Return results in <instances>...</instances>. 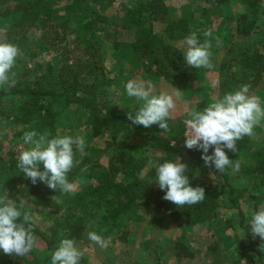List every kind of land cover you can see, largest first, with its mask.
Wrapping results in <instances>:
<instances>
[{
	"label": "trees",
	"instance_id": "obj_1",
	"mask_svg": "<svg viewBox=\"0 0 264 264\" xmlns=\"http://www.w3.org/2000/svg\"><path fill=\"white\" fill-rule=\"evenodd\" d=\"M237 1L242 7L232 16L234 31L228 43L220 48L217 59L222 94L245 84L254 90L264 81V0ZM129 3L133 12L127 10L118 24L116 17L109 18L89 8L87 0H0V27L7 23L6 39L0 42L11 43L19 50L9 83L0 85V122L6 119L19 127L12 132V138L24 147L27 144L22 137L27 131L47 132L49 138L61 136L58 130L70 123V114L73 122L81 115V125L88 130L84 150L81 152L74 146V152L80 155L75 157L67 178L77 184L69 193L50 189L39 180L33 184L16 167L20 152L0 151V194L6 191L17 203L26 199L29 203L25 211L31 213L34 208L29 206L36 199L42 215L33 228L36 242L31 253L19 257L0 250V264H51V253L62 239H74L79 247L88 239L87 233L95 223L110 231L130 212L148 205L153 213L164 215L171 224L183 220L185 230L200 227L208 240L209 252L216 251L219 245L209 231L214 220L221 217L230 227L235 224L243 231V235L236 233L235 241L239 258L244 261L234 264H264V251L260 250L264 241L253 236L248 225L251 211L260 210L258 194L232 181L231 167L220 174L204 166L202 150L184 146L183 120L187 112L177 116L169 126L173 138L155 132L138 145L117 139L120 133L139 125L132 124L127 112L108 97V88L116 78L105 64L108 56L103 48L105 41L118 57L116 75L126 71L123 64L126 59L131 64L128 79L147 76L174 82L180 78L184 83L193 79L183 66L186 63L183 51L153 31V25L168 16L169 7L164 0H129ZM128 13L132 25L145 22L148 28L147 35L135 42L123 40L121 24ZM196 25L204 27V31L193 30ZM164 29L172 40L196 33L202 43L210 24L208 21L197 24L189 15L167 22ZM40 52L52 53L56 60H38ZM21 54L28 58H21ZM205 106L197 103L195 110ZM69 127L74 128L72 124ZM1 134L0 130V137ZM172 141L186 149L195 163L187 169V175L191 186L205 189L202 202L177 207L164 200V190L153 183L155 164L149 161L178 160ZM24 147L23 150L28 148ZM212 151L210 148L209 154ZM39 168L43 170V165ZM245 178L257 179L259 189H264V161L248 167ZM175 249L178 258L195 255L183 242L176 243Z\"/></svg>",
	"mask_w": 264,
	"mask_h": 264
},
{
	"label": "rangeland",
	"instance_id": "obj_2",
	"mask_svg": "<svg viewBox=\"0 0 264 264\" xmlns=\"http://www.w3.org/2000/svg\"><path fill=\"white\" fill-rule=\"evenodd\" d=\"M89 8L96 11L103 16L109 18L116 17L119 24L120 19L126 16V11L133 12L132 3L129 0H87ZM165 4L169 7V13L167 18L162 22H156L153 25V31L157 33L162 39L167 40L171 44L179 47L183 53L185 51L184 41L186 37L190 36V33L179 37L178 39H171L165 32V25L167 22L174 21L181 16H192L198 23L209 22L211 29V36L203 35L202 43L205 40L211 43V62L213 64L212 69L192 67L189 69L185 63L184 68L188 69L190 76L193 77L189 82H183L182 79L176 78L174 82L162 80L161 78H155L154 80L135 77L138 80L145 82H151L154 85V94L160 92H179V98H175L176 107L172 110V118L167 122L169 126L175 121L177 116L185 114L190 110H195L197 103H203L207 105L212 101L213 96L222 98L225 94L220 90V71L218 70V55L221 47L228 43L229 36L233 33L234 20L232 16L235 12L241 9V4L237 0H164ZM58 8V7H56ZM62 9V8H60ZM59 9V10H60ZM61 12V11H60ZM131 17L128 13L127 17ZM122 22L123 40L125 42H135L139 38L146 36L148 33L147 24L145 22H139L135 24L130 23V18ZM70 24H73L70 22ZM98 24H101L99 22ZM5 22L0 27V41H5ZM204 27L194 26L193 30L203 32ZM192 30V29H191ZM28 47H31V43ZM103 48L108 51L105 64L107 69L111 70L112 76L115 75V82L108 88V97L122 107L126 112H134L139 103L135 98L127 96L124 85L127 83L129 74L127 70L130 67V61L124 59L126 71L122 72V75H116L119 70L118 57L116 53L111 49L110 43L106 41L103 43ZM21 58L27 59L26 54H21ZM38 60L55 61L56 57L51 53L40 52L36 57ZM120 63V62H119ZM177 88V89H176ZM238 89H234L232 92ZM250 95H255L260 98L261 106L264 107V81L254 90H249ZM81 114V111L78 112ZM72 115L67 125L63 128L60 127L58 133L61 136L69 134V136L76 137L77 135L87 134L88 130L84 125H81L80 116L73 122ZM72 124L74 128H70ZM67 126V127H65ZM19 128L12 123H9L6 119L0 122V151L6 153L9 151L21 152L24 144L15 141L12 138V132ZM62 128V129H61ZM160 132L166 137L173 138L172 130H161L157 124L151 127L145 128L138 126L137 128L129 129L127 132L120 133L118 140H127L130 144H143L147 140L148 136L152 133ZM51 139V138H50ZM100 142V141H99ZM98 142V143H99ZM173 142V141H172ZM29 147V145L24 148ZM238 152L229 151L227 155L232 159L233 164L238 160L240 166L238 170L230 168L232 181L237 183L239 187L247 186L252 192L258 194V201L260 209L264 208V189L260 190L257 185V179H251L250 181L245 178L246 169L253 164L256 165L259 161H264V120L261 121L259 126L253 129V135L251 137L245 136L243 139L237 141ZM18 150V151H17ZM174 152L177 159H181V162L187 165V169H190L195 164L193 159L187 154L186 149L174 147ZM20 154V153H19ZM78 152H74L75 159L79 156ZM74 164V163H73ZM76 185L77 181H73ZM245 206V205H244ZM34 208L32 214L36 216V219L41 220L42 217L39 211V204L37 200H32L30 206ZM183 220H180L178 224H171L166 220V217L159 213H153L152 207L140 206L134 211L126 215L122 221L110 231H106V227L95 223L92 226V231H96L101 235L102 239L108 242L107 248H101L90 240H86L78 248L82 251L83 257L80 259V264H156L157 261L160 264H234L235 262L243 263V259L238 254V246L236 239V233L243 235V231L238 226L233 225L230 227L226 224L225 220L221 217H217L210 231L212 238L216 239L219 243L218 249L214 252H209L206 249L208 241L206 237L201 233V229L193 228L192 230H185L182 227ZM121 233H125V236ZM183 242L191 250L195 252L192 258H178L175 254V244Z\"/></svg>",
	"mask_w": 264,
	"mask_h": 264
},
{
	"label": "clouds",
	"instance_id": "obj_3",
	"mask_svg": "<svg viewBox=\"0 0 264 264\" xmlns=\"http://www.w3.org/2000/svg\"><path fill=\"white\" fill-rule=\"evenodd\" d=\"M211 36V29L204 33ZM184 61L188 66L212 69L211 43L205 40L201 43L196 33L186 37ZM19 54L18 48L7 42H0V85L9 83V73ZM127 96L135 98L139 107L134 112L128 111V119L132 124L145 128L157 124L161 130L168 131V120L172 118L175 109V98L180 93L160 92L154 94V85L138 79H130L124 85ZM249 85H242L234 92L226 93L222 98L213 96L212 101L202 110H190L183 120L185 133L183 143L188 149L202 150L204 166L215 169L223 174L231 167L239 169L240 161L233 164L225 149L238 152L237 141L245 136L251 137L253 129L264 120V107L260 98L249 94ZM177 89V88H176ZM29 147L22 150L16 158V167L33 184L37 181L45 183L50 189L69 193L75 190V184L69 182L67 174L74 163V146L83 151L85 140L82 135L57 136L49 138L47 132L38 134L36 131H27L22 137ZM172 147L176 142L171 143ZM213 151L209 154V149ZM43 165L40 170L39 165ZM155 164V182L164 190V200L177 207L194 205L205 199V189L201 186L193 187L189 183L187 165L179 158L176 161L166 160L163 163L149 161ZM28 201L24 198L15 202L9 198L6 191L0 194V250L7 255L26 257L36 242L33 228L37 223L36 217L25 211ZM251 225V234L264 241V208L253 210L250 213L248 225ZM244 237V236H243ZM242 237V238H243ZM87 238L101 248H107L108 242L102 239L96 231H89ZM264 251V243L260 245ZM82 251L76 241L64 238L58 248L51 253V264H80Z\"/></svg>",
	"mask_w": 264,
	"mask_h": 264
}]
</instances>
